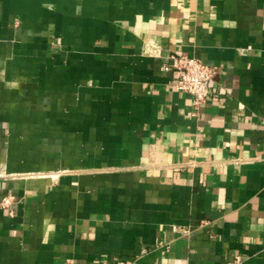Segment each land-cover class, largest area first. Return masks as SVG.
<instances>
[{"label":"crops","instance_id":"0c3cea01","mask_svg":"<svg viewBox=\"0 0 264 264\" xmlns=\"http://www.w3.org/2000/svg\"><path fill=\"white\" fill-rule=\"evenodd\" d=\"M8 193L0 264H264V0H0Z\"/></svg>","mask_w":264,"mask_h":264},{"label":"built area","instance_id":"2783aa9c","mask_svg":"<svg viewBox=\"0 0 264 264\" xmlns=\"http://www.w3.org/2000/svg\"><path fill=\"white\" fill-rule=\"evenodd\" d=\"M165 71H172L173 75L170 79L171 85L182 92L190 94L196 106L203 105L210 94V83L217 72V68L208 65L197 57H191L187 54H181L176 59L165 62L162 65ZM16 196L12 193L6 194L0 201V206L10 209ZM239 264L241 258L237 257L233 262L228 264ZM119 264H128L125 261H119Z\"/></svg>","mask_w":264,"mask_h":264}]
</instances>
